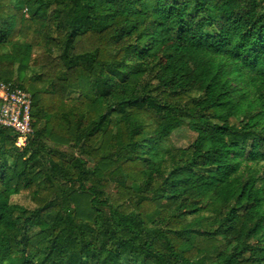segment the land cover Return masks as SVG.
Returning a JSON list of instances; mask_svg holds the SVG:
<instances>
[{
    "label": "trees",
    "instance_id": "1",
    "mask_svg": "<svg viewBox=\"0 0 264 264\" xmlns=\"http://www.w3.org/2000/svg\"><path fill=\"white\" fill-rule=\"evenodd\" d=\"M0 81V264H264V0H0Z\"/></svg>",
    "mask_w": 264,
    "mask_h": 264
},
{
    "label": "built area",
    "instance_id": "2",
    "mask_svg": "<svg viewBox=\"0 0 264 264\" xmlns=\"http://www.w3.org/2000/svg\"><path fill=\"white\" fill-rule=\"evenodd\" d=\"M31 93L13 81H0V123L18 132L23 147L32 132Z\"/></svg>",
    "mask_w": 264,
    "mask_h": 264
},
{
    "label": "rangeland",
    "instance_id": "3",
    "mask_svg": "<svg viewBox=\"0 0 264 264\" xmlns=\"http://www.w3.org/2000/svg\"><path fill=\"white\" fill-rule=\"evenodd\" d=\"M16 79L18 82L21 81V78L18 77V72H16ZM193 138H194V133L187 128H182L176 131L172 136L173 142L178 146H186L189 142H191ZM16 142L21 144L19 137H17ZM85 158L88 160L89 165L93 164V162L89 158L87 157ZM12 200L13 202L15 201L25 206L33 207V203L29 200V198L26 199L24 196H13Z\"/></svg>",
    "mask_w": 264,
    "mask_h": 264
}]
</instances>
